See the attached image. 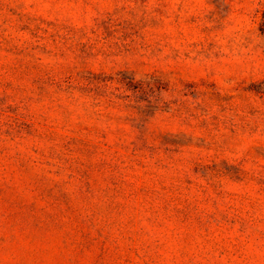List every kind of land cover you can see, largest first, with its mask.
I'll use <instances>...</instances> for the list:
<instances>
[{
    "label": "rangeland",
    "instance_id": "rangeland-1",
    "mask_svg": "<svg viewBox=\"0 0 264 264\" xmlns=\"http://www.w3.org/2000/svg\"><path fill=\"white\" fill-rule=\"evenodd\" d=\"M264 0H0V264H264Z\"/></svg>",
    "mask_w": 264,
    "mask_h": 264
},
{
    "label": "trees",
    "instance_id": "trees-1",
    "mask_svg": "<svg viewBox=\"0 0 264 264\" xmlns=\"http://www.w3.org/2000/svg\"><path fill=\"white\" fill-rule=\"evenodd\" d=\"M259 30L264 33V3H263V8L261 10V20H260V26Z\"/></svg>",
    "mask_w": 264,
    "mask_h": 264
}]
</instances>
